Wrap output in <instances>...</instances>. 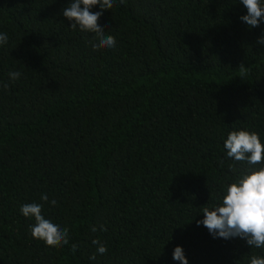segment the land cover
<instances>
[{
	"label": "trees",
	"instance_id": "16d2710c",
	"mask_svg": "<svg viewBox=\"0 0 264 264\" xmlns=\"http://www.w3.org/2000/svg\"><path fill=\"white\" fill-rule=\"evenodd\" d=\"M70 2L0 0V264H180L177 245L189 264L264 256L197 224L248 168L228 133L264 141V23L241 22L239 0H115L99 22L116 47L93 49ZM26 203L70 243L34 239ZM95 239L108 251L91 259Z\"/></svg>",
	"mask_w": 264,
	"mask_h": 264
},
{
	"label": "clouds",
	"instance_id": "9594fccd",
	"mask_svg": "<svg viewBox=\"0 0 264 264\" xmlns=\"http://www.w3.org/2000/svg\"><path fill=\"white\" fill-rule=\"evenodd\" d=\"M123 2V0H121ZM115 0H71L63 9V16L73 21L71 28H77L82 33H91L94 39L89 41L93 49L105 47L114 49L116 38L110 32L104 31L105 24L99 22L106 9H112ZM246 8V13L240 16L241 22L249 29L257 28L264 23V0H239ZM98 6L99 10L93 11ZM8 43L6 32L0 31V47ZM257 43L264 45V36L258 38ZM20 71H10L8 76L15 82L21 78ZM7 88L8 85L4 84ZM224 150L228 158L242 161L248 168L241 170L227 183L221 193L219 202L202 209L203 219L198 220V226L207 228L213 239H243L251 248L264 249V141L259 133L247 129L233 130L224 140ZM41 200L55 206V199L49 201L47 194ZM44 205L40 203H26L20 206V213L30 220L31 236L43 241L47 246H63L70 243L69 229L58 221L46 218L42 214ZM100 229L107 231L103 225ZM96 226L91 227L97 232ZM96 254L104 255L108 249L104 243L95 239ZM73 253L78 246L71 244ZM172 259L180 264H189L184 248L177 245L172 253ZM248 264H264V256L253 255Z\"/></svg>",
	"mask_w": 264,
	"mask_h": 264
}]
</instances>
